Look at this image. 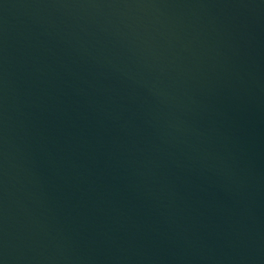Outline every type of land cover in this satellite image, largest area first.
Instances as JSON below:
<instances>
[{"label":"water","instance_id":"1","mask_svg":"<svg viewBox=\"0 0 264 264\" xmlns=\"http://www.w3.org/2000/svg\"><path fill=\"white\" fill-rule=\"evenodd\" d=\"M0 264H264V0H0Z\"/></svg>","mask_w":264,"mask_h":264}]
</instances>
